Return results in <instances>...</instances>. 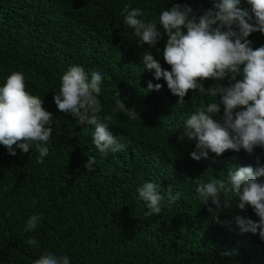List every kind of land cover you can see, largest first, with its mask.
<instances>
[{"label":"trees","instance_id":"trees-1","mask_svg":"<svg viewBox=\"0 0 264 264\" xmlns=\"http://www.w3.org/2000/svg\"><path fill=\"white\" fill-rule=\"evenodd\" d=\"M173 2L198 9L213 0H0V86L13 71L22 72L26 90L42 98L54 121L43 162L35 145L12 156L0 144V264H34L45 251L68 255L70 264H264V240L242 232L235 220H257L252 209L241 210L233 199L215 214L218 223L195 191L202 181L226 178L233 165H264V148L193 160L196 142L183 135L184 121L202 100L218 98L190 90L184 106L175 105L178 97L166 82L140 63L152 52L170 70L162 55L166 37L157 49H141L121 15L129 5L144 10L141 19L158 20ZM249 39L254 48L264 45V34ZM71 65L83 66L89 77L101 73L99 115L112 117L110 130L124 151L102 156L92 142L94 128L58 110L54 90ZM149 80L163 87L146 92ZM118 91L138 113L135 119L113 112ZM88 156L97 160L92 172L84 168ZM147 181L165 196L152 216H145L136 191ZM169 186L173 195L181 193L174 203L167 199ZM33 214L42 219L25 232ZM29 237L38 246L29 245Z\"/></svg>","mask_w":264,"mask_h":264},{"label":"clouds","instance_id":"clouds-1","mask_svg":"<svg viewBox=\"0 0 264 264\" xmlns=\"http://www.w3.org/2000/svg\"><path fill=\"white\" fill-rule=\"evenodd\" d=\"M121 15L124 23L134 29L139 38L136 46L141 49L145 45L157 49V43L166 37L162 55L170 70L152 52H144L140 63L143 71L153 72L155 80L166 82L171 94L178 97L175 105L183 107L190 90L200 97L218 98L202 100L184 121L183 135L196 142V150L190 153L193 160L207 159L210 154L221 157L228 150L243 149L253 154L257 147L264 148V45L254 48L249 39L254 32L264 34V0H213L211 7L198 9L187 2H173L161 10L158 20L141 19L146 15L144 10L125 5ZM205 80L214 83L205 87ZM101 81V73L93 71L89 77L83 66L71 65L62 75L59 89L54 90L53 99L58 110L70 114L77 124L94 128L92 142L102 156H107L109 152L124 151L126 145L110 130L112 117L99 115L103 107L98 99ZM162 87L149 80L146 92ZM113 112L124 113L130 119L138 115L120 97ZM53 122L42 98L26 90L24 74L13 71L0 86V144L12 156L16 148L29 153L35 145L39 162H43L49 152L46 145L52 137ZM96 165V157L88 156L84 168L92 172ZM159 187L147 181L136 189L146 204L145 216L161 212L165 196ZM195 191L201 204L214 215L222 207H230L233 199L241 210L250 207L258 219L237 216L236 224L242 232L258 234L264 240V165H233L226 178L202 181ZM180 196L179 191L173 195L169 186V203ZM215 218L223 223L218 215ZM41 219L42 214L30 216L24 231L32 232ZM27 243L38 246L34 237H29ZM34 264H70V257L45 251Z\"/></svg>","mask_w":264,"mask_h":264}]
</instances>
